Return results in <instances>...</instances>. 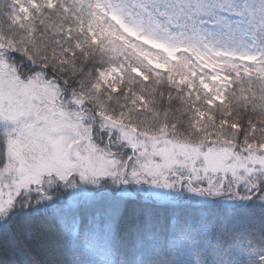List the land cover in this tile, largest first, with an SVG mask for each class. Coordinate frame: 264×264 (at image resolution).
<instances>
[{
    "label": "snow or ice",
    "instance_id": "6c2138e0",
    "mask_svg": "<svg viewBox=\"0 0 264 264\" xmlns=\"http://www.w3.org/2000/svg\"><path fill=\"white\" fill-rule=\"evenodd\" d=\"M0 264H264V0H0Z\"/></svg>",
    "mask_w": 264,
    "mask_h": 264
}]
</instances>
